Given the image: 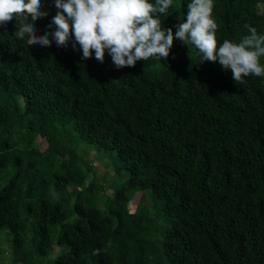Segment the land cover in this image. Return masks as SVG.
<instances>
[{
  "label": "trees",
  "instance_id": "trees-1",
  "mask_svg": "<svg viewBox=\"0 0 264 264\" xmlns=\"http://www.w3.org/2000/svg\"><path fill=\"white\" fill-rule=\"evenodd\" d=\"M179 2L178 15L173 5L160 17L174 32L190 0ZM44 10L39 35L55 30L47 27L54 0ZM213 16L218 44L238 43L244 24L264 35V0H214ZM16 24L0 27V179L10 176L0 186V229L10 237L8 264H264V78L237 85L219 62L199 64L195 48L178 39L167 61L116 69L107 53L103 63L94 52L82 60L71 42L28 46L13 35ZM69 133L110 152L126 172L101 205ZM46 135L41 150L36 141ZM70 185L76 200L67 208ZM128 190L145 204L131 211Z\"/></svg>",
  "mask_w": 264,
  "mask_h": 264
},
{
  "label": "clouds",
  "instance_id": "clouds-1",
  "mask_svg": "<svg viewBox=\"0 0 264 264\" xmlns=\"http://www.w3.org/2000/svg\"><path fill=\"white\" fill-rule=\"evenodd\" d=\"M58 9L47 26L54 31L38 34L36 21L48 16L45 0H0V27L15 20L13 35L28 46L67 48L82 51V60L103 63L106 53L116 69L135 67L138 61H167L175 40L194 47L199 64L219 62L230 71L235 84L246 77L264 78V35L249 24L240 41L225 39L218 44V25L213 16L214 0H190L183 22L165 28L160 19L173 0H54ZM191 46V47H190ZM118 80H112L111 83Z\"/></svg>",
  "mask_w": 264,
  "mask_h": 264
},
{
  "label": "rangeland",
  "instance_id": "rangeland-1",
  "mask_svg": "<svg viewBox=\"0 0 264 264\" xmlns=\"http://www.w3.org/2000/svg\"><path fill=\"white\" fill-rule=\"evenodd\" d=\"M173 5L175 8L174 14L178 15L180 12L179 0H173ZM261 64L264 65V57L261 58ZM72 136L73 135L71 133L67 134L66 137L67 141L71 144L70 146H73V148L77 149V151L79 152V158L82 161H85V163L80 162V164L83 170L88 174V180L90 183L87 188L94 191L95 196L92 195V200L93 201L96 200V204L101 205L102 201L105 199L104 196L106 195V193L112 196L115 194L116 190L120 189L123 186L126 180V172L125 171L119 172L116 170L117 165L114 163L113 156L110 152L97 151L93 147V145L87 144ZM36 142L39 149L45 150L48 146L47 135L44 137H38ZM58 149L59 152H57L56 154V164L59 163V161L62 159L63 156V152H62L63 149L61 147H58ZM68 164L69 162H67L66 167H69ZM85 165L90 166L89 172L86 170ZM9 177L6 174L3 175V177L0 179L1 181L0 186L3 185V181L7 180ZM73 189L75 188L71 187V185L68 186L66 189L67 193L69 194L68 201L65 202V206L67 208H72L76 200V194L74 193L71 194ZM88 194H89L88 190L83 192L82 193L83 199L87 198ZM125 195L129 198L132 197L131 200L128 202V207L131 211L135 210V206L140 200L141 201L138 204L140 203L145 204V202L142 201L143 199H141V194L139 192L133 193L132 191L128 190L126 191ZM143 197H146V195H143ZM7 232L8 229H0V247L2 249V252H0V264H8L12 257V253L10 251V247H11L10 237ZM26 236H27L26 248L30 249L32 244L31 241L29 240V236H30L29 231H27ZM54 249L55 250L53 251V253L50 256H48L49 258H52L53 254L56 253L57 248L55 247ZM15 264H21V263L18 262Z\"/></svg>",
  "mask_w": 264,
  "mask_h": 264
}]
</instances>
